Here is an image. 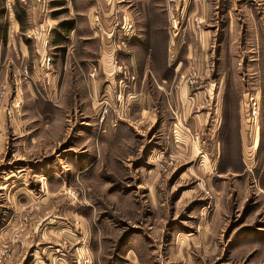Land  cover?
<instances>
[{
	"label": "rangeland",
	"instance_id": "obj_1",
	"mask_svg": "<svg viewBox=\"0 0 264 264\" xmlns=\"http://www.w3.org/2000/svg\"><path fill=\"white\" fill-rule=\"evenodd\" d=\"M46 1H40L36 20L22 17L15 36L29 39V49L33 43L44 49L38 38H48L50 64L39 65L62 71L64 101L57 110L42 101L48 113L32 118V126L37 125L32 130L17 125L9 141L0 143V264H264L262 145L250 158L244 155L245 165L237 150L228 152L233 158L202 156L201 145H216L210 133L201 141L197 131L186 146L176 145L175 108L172 94L165 91L171 81L161 82L151 63L144 76L121 60L126 40L138 35L132 15L117 6L103 43L102 31L88 29L91 14L84 12L100 7L99 1ZM168 1L178 4L168 14L170 27L176 28L185 14L183 0ZM72 6L83 12L76 14ZM48 12L58 23L48 35L40 34ZM78 16L80 31H58ZM187 16L185 23L201 26V20L197 24L195 16ZM158 19L163 22L164 15ZM126 20L133 23L128 34L122 27ZM8 25L6 0H0V36L6 37ZM53 36L60 46H53ZM106 50H112L114 71L122 66L135 75L125 94L142 91L132 100L128 117L112 125L107 116L98 127L89 77H100L97 100L122 93V73L117 91L103 92V64L96 56ZM186 72V79L190 73L196 77L192 66ZM253 89L249 84L244 94L245 102L249 94L256 98L255 111L244 103L247 128L257 126L260 112L261 96ZM257 140L255 133L252 145ZM38 215L45 220H36ZM83 233L90 238L85 246L79 238Z\"/></svg>",
	"mask_w": 264,
	"mask_h": 264
},
{
	"label": "crops",
	"instance_id": "obj_2",
	"mask_svg": "<svg viewBox=\"0 0 264 264\" xmlns=\"http://www.w3.org/2000/svg\"><path fill=\"white\" fill-rule=\"evenodd\" d=\"M40 1L6 0L9 28L6 30V37L2 33L0 36V143L9 141L11 131L14 132L17 125H29V130H32L37 125L32 126V118L48 113L47 107L41 105L42 101L54 110L62 108L64 101L62 71L41 67L39 62L43 57V49L34 43L29 49V39L15 36L20 25L16 14L27 18L31 16L36 20L42 13ZM97 1L100 7L94 10L89 7L84 11L91 14L88 29L95 33L102 31L100 40L104 43L112 28L115 8L118 6L131 14L138 35L126 40L125 51L120 53V56L124 54L121 60L126 66L129 63L132 71L144 76L147 75V69H151V63L159 71L161 82L171 81L168 88L161 85L158 87L165 88L167 93L172 94V105L175 108L172 135L176 145L186 146L198 131L201 141L204 134L209 137L210 133V138H215L217 142L210 149L201 145L199 152L204 157L215 155L217 159L233 158L235 155L228 152L237 150L236 156L245 165L244 155L250 158L262 145L261 157L264 159V0H183L181 9L182 14H185L176 28L170 27L168 14L174 6L177 9L178 4L169 3L168 0H119L117 4L112 0ZM72 10L78 15L83 12L73 6ZM50 15L48 12L43 23L53 28L58 19ZM158 15H164L163 22L158 19ZM186 15L190 18L198 17L202 21L201 26L195 29L190 23H185ZM71 21V27L61 25L58 26V31H80L83 25L81 16L75 18V22L73 19ZM51 42L55 47L61 45L54 36ZM96 59L103 64V92L110 93L111 88L117 91L119 76L112 64V50L102 52ZM27 62L30 66L25 76L22 68L28 65ZM145 63H149V66L145 67ZM191 66L197 72L193 85L185 80L186 71ZM177 75L179 78L175 81ZM89 79L91 108L100 111L97 101L101 88L100 77L93 76ZM249 84L254 88L252 91L261 96L256 121L257 132L255 122L247 128L244 106L247 102L244 101V94ZM140 90L142 91L141 88ZM140 90L135 89L131 95L127 93L130 106L125 117L130 115L131 102L141 93ZM122 91L125 94V88ZM110 98L116 100V96ZM100 126L102 124L99 123L98 127ZM255 133L258 140L256 145H252ZM251 146L253 150H250ZM261 171L264 172V165L261 166ZM11 182L12 179L6 181L7 184ZM38 218L45 220L41 215L36 216V220ZM54 218L61 223L58 215ZM13 219L16 220L15 217ZM76 221L81 222L80 219ZM86 236L83 233L79 237L84 246L90 239ZM98 257L96 254V259ZM58 264L65 263L60 261Z\"/></svg>",
	"mask_w": 264,
	"mask_h": 264
},
{
	"label": "built area",
	"instance_id": "obj_3",
	"mask_svg": "<svg viewBox=\"0 0 264 264\" xmlns=\"http://www.w3.org/2000/svg\"><path fill=\"white\" fill-rule=\"evenodd\" d=\"M170 1H174V0H170ZM46 14V12H45ZM194 20L196 21V23H200V19L198 17H195ZM127 21V22H126ZM126 24L123 25V33L124 34H128L129 31H131L133 29V23L130 20H126ZM46 25V29H44V27L41 29L42 31L40 32V34H44L46 33L48 35L49 31L51 30V26L49 24H45ZM114 25H117L116 23ZM32 33H28V36H31ZM33 35L35 36V33H33ZM41 40V43L43 45V57H42V64H44L45 66H48L50 64V55L47 53L46 51V47L48 44V38L44 37L43 38H38ZM23 74L26 76L28 73V69L26 66L23 67L22 69ZM122 73V77H120L119 81H120V85L122 86V89L128 87V82L130 80H134L135 75L132 73H126L125 69L122 68V66H119V70L116 72L117 76H120L119 74ZM185 80L187 81V83L193 84L195 82V77L193 74L190 73L189 77H187V79L185 78ZM130 98L128 96V94H124L123 91L122 93H117L116 95V100L114 101L113 99L105 96V97H101L100 99H98V106L100 107V111H99V116H100V124H102V120L107 117L110 116V121L112 123V125H116L119 119H123L126 114H127V110L129 108V104ZM247 103L249 105L248 108L252 109L253 111H255V104H256V98L253 94H249L248 95V100ZM86 263V262H85Z\"/></svg>",
	"mask_w": 264,
	"mask_h": 264
},
{
	"label": "trees",
	"instance_id": "obj_4",
	"mask_svg": "<svg viewBox=\"0 0 264 264\" xmlns=\"http://www.w3.org/2000/svg\"><path fill=\"white\" fill-rule=\"evenodd\" d=\"M16 17H17L19 22H21L23 20L22 15H20L18 13L16 14ZM66 22H67L66 27H71L72 26V21L71 20L66 21Z\"/></svg>",
	"mask_w": 264,
	"mask_h": 264
}]
</instances>
